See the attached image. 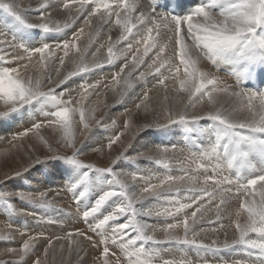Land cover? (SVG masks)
<instances>
[{"label":"snow or ice","instance_id":"obj_1","mask_svg":"<svg viewBox=\"0 0 264 264\" xmlns=\"http://www.w3.org/2000/svg\"><path fill=\"white\" fill-rule=\"evenodd\" d=\"M70 3L75 6L77 18L86 17L84 20L86 24H91L92 17H98L108 26L114 21L115 25L122 29L118 42L128 40V37L133 35V29L137 32L140 28L144 29L141 38L137 40L138 45H143L142 54L140 48L133 49L132 43L126 45L134 53L130 57L133 71L137 72L140 79H145L143 68H153L151 75L156 81L153 86L158 85L164 89L165 100L168 99L167 93L171 90L178 95L189 97L188 108L193 107L197 102L202 103L204 99L209 106H213L216 104L214 93H229L235 97L238 107L228 111L219 109L208 111L204 117L189 116L187 111L165 110L164 118L168 124L184 126L191 134L190 138L199 141V147L186 158L188 167L179 170L181 175L156 176L158 183H149L140 190L142 197L145 193H153L155 189L168 185L167 195L173 198L165 200L167 206L152 208L141 205L140 209H137L136 202L139 197L134 189L130 190L129 185L121 180V173L114 170L113 166L96 167L93 164H85L79 158L83 148L76 147L74 124L77 121H74L73 116L78 113V122L82 123L85 129L89 128L84 106L87 100L85 94L88 89L98 85L80 84L83 94L75 102L78 107L72 106L73 97L64 98L67 91L64 88L59 92L55 88L44 91V84L50 83L52 78L48 76L44 79L39 74V69L47 68L48 59L56 56L52 45L47 42L38 46L30 43L33 37L22 34L19 30L9 40L7 32L0 30V105L4 108L0 111V118L8 117L21 109L35 110L32 126L15 134L13 139L27 137L33 133L47 145L48 141L41 135L42 127L59 133L60 140L66 148L72 149V154L55 155L46 160L37 157L34 163L55 161L61 164L69 175L64 190L72 194L78 207L81 198L85 197L87 192L99 189L93 202L86 204L82 212V219L88 231L96 234L99 239L94 240L93 236L80 230H76L75 233L69 232L64 238L69 239L70 244L75 245L80 252L84 250L82 242H88L93 248H100L102 245L101 254L96 258L100 264H121V257L125 258L126 264H156V262L194 264L191 259L165 258L162 253L167 249L158 246L174 242L194 246L198 250H219L216 247L218 245L216 240L211 244H205L203 240L196 239L199 231L203 230L202 226L199 230L196 227L197 213H200V219H203L205 213L212 210L207 207L208 205L219 209L221 205L226 204V197H232L239 201L234 213L237 236L231 243L225 240L223 249L237 247L246 249L249 256L258 257L260 264H264V92L240 88L241 84L251 80L254 75H264V0H204L187 14L171 15L157 11L161 7L159 0H153L148 14L142 10L138 0H70ZM70 3L69 0H64L62 7L69 9L71 13ZM52 6L54 5L50 4L49 0H44L36 10L40 22L30 23L22 12L17 11L14 3L0 0V9L10 14L24 29L59 33L75 24L74 19L71 23L63 24L59 21L49 22L46 16ZM163 6L167 8L170 5ZM83 31L84 29L80 28L79 32ZM78 39L79 33H76L72 40H64L62 44H56L55 48L63 52V57H68L73 47L79 53L80 49L75 44ZM169 44L174 45L172 59L166 55ZM192 49L197 50L195 55ZM116 57L117 53L109 46L108 62H113ZM175 57H178V64L175 62ZM200 57L207 59L217 68L222 64L231 66L230 74L235 76L236 87L240 90L229 91L232 86L222 85L216 77L202 70ZM145 58L150 63H145ZM57 59L63 66L64 59L61 57ZM94 67L101 65L97 64ZM127 67L128 64L125 63L120 72L115 74L117 84L121 73ZM30 68L34 75L28 74ZM77 71L87 73L90 68L86 63H81ZM131 74L130 72L129 75ZM75 75L77 72H68L59 81V85L66 84L68 79ZM168 81L171 83H166ZM125 84L127 87H132L127 80ZM148 100L149 95L145 91L137 108ZM244 111L248 113L247 117L242 118L237 115ZM35 115L42 116L44 120H36ZM202 119L209 121L210 124L207 127L198 126ZM131 125L132 121L129 120L125 127ZM159 127L164 126L159 125ZM122 135L123 133H120L111 139L108 148L111 149ZM157 149L162 156L155 163L170 173L171 161H167L166 158L170 151H176L177 145L160 144L157 145ZM48 150L53 151L50 146ZM121 159L128 158L118 156L112 162L113 165ZM180 163L184 164L185 161ZM16 175L19 176L20 173ZM130 175L133 180L150 179L139 176L136 172ZM185 181L190 185L202 184L203 187H190L186 190L187 195L179 188L172 191V185ZM210 183L211 188L208 187ZM13 197L33 204L39 202L40 207H51L48 191L0 190V206L5 207L12 214L17 212L12 202ZM114 197L122 198V202L115 204L113 201L114 209L104 214L102 208ZM156 198L159 200L161 196L157 195ZM193 205H195L194 210L188 213L186 210L192 209ZM181 214L182 218H179ZM242 214H246L244 222H241ZM121 216L126 218L125 222L115 223ZM145 217H158L164 220L161 226L156 227L145 222L143 219ZM170 219L175 222H170ZM220 226L223 227V224ZM8 227L11 228V224ZM177 229H182L183 238L174 234V230ZM157 231L164 234V240L157 239ZM42 235H29L23 241L19 253L25 257L32 253L34 242ZM73 235L78 239H72ZM2 238L12 237L9 234ZM56 239L59 240L61 237L57 236ZM50 247H52L51 240L47 248ZM113 247L118 249L119 256L112 250ZM47 248L43 253L45 257L48 255ZM8 251L16 253L18 250L11 248ZM33 264H42V261L37 258ZM204 264L208 262L205 261ZM234 264H248V261L237 260Z\"/></svg>","mask_w":264,"mask_h":264},{"label":"bare ground","instance_id":"obj_2","mask_svg":"<svg viewBox=\"0 0 264 264\" xmlns=\"http://www.w3.org/2000/svg\"><path fill=\"white\" fill-rule=\"evenodd\" d=\"M4 2L14 3L17 6V11L22 12L24 14L25 19L28 22L30 23L40 22L36 10L39 8L40 4L44 2V0H4ZM63 2L64 0H49V3L54 6L48 9V15L46 16V19L49 22L59 21L61 23V21L64 20L61 24L65 23L66 21L71 23V21L74 19L75 24H73L71 27H69L63 32L44 33L36 29L33 30L24 29L22 28V26L19 24L18 21H16L13 17L10 16V14L6 13L2 9H0V30L7 32V38L9 40H11V36L15 34L17 30H19L20 33L27 34L28 36L33 37L30 43H33L38 46L40 43L47 42L50 45H52L53 49L56 52V56L48 59L47 68H40L39 74L42 77H44V79H47L48 76H51L52 78L51 80L53 82L58 81L59 83V81L63 77H65L68 72H77V75L68 79L67 83L63 84L61 87L67 90L65 91V96H64L65 99H67L68 96H71V97H75L73 102L78 101L81 96L80 93L83 92V90L79 87L81 83L98 85L95 88H90L91 91L85 94L87 95V100L85 101V105H84L86 109L87 122L88 124L93 122L95 120V115H97L98 117H100V119L101 118L103 119L104 125L112 124V127L108 129H96L94 131L92 130L93 131L92 132L89 131L88 128L87 130L84 129V131H82V128L84 127H82L81 125H80L82 127L81 129L79 128L80 126L77 127L76 124H81L78 121L74 124L75 125L74 132L76 133L75 136L78 137L80 134L81 136L79 140L83 144L87 145L90 141H92V145L89 146V149L84 153L87 154L89 159H91V155H92V152L90 151H92L94 148L97 147L100 148L102 146L103 148L107 147L108 145L107 143L112 139L114 135L111 136H105V135L111 134L112 130L116 129L117 133L115 135H119V133H123V135L120 137L119 140L128 139L129 141H132L135 140L136 136L138 135L137 133L143 130V128H140L139 126L140 123L138 122V118H140L142 114L143 116H158V119H160L161 122L160 124L157 122V119L155 120L154 124L151 120L150 131H151L152 145H154L155 143H157L156 146L160 144L177 145V150L175 152L170 151L167 154L166 159L167 161H171L172 164L171 174L181 175L182 173L177 170L180 167H178L175 164L177 163V161L179 162L184 161V157L190 156L191 154V152L187 151L184 145L185 140L183 139V137H185L184 135L185 127L181 125L179 130L177 124L169 125L167 120L164 118V112L166 109H170L173 112L187 111L189 116L199 115L204 117L206 116V113L210 111L206 107L207 104H205V102L202 103L197 102L193 107L188 108V105L190 103L189 97L187 95H184L186 97L182 95H178L171 90L168 91L167 93L168 99L165 100L164 99L165 91L163 88H161L158 85L155 87L153 85L149 86L145 82V79H140L137 76V72L133 71V65L131 63L130 57L134 53L132 50L123 48V44H121V42H118L122 34V29L119 26L114 27L113 32L112 30H108L105 33L104 27L105 26L107 27L108 26L107 24L100 21L98 18H93V17L91 18L92 21L91 24L90 25L86 24L84 22L86 17L77 18V14L74 13L75 6L70 7L71 13L69 9H63L64 11H61L62 10L61 8H63L62 7ZM26 9L27 11H25ZM70 17H72V19H70ZM80 28L84 29L82 33L79 32ZM133 32L134 34L131 36L130 39L124 41V44L127 45L129 42L132 43L133 49L141 47L140 52L142 54L143 45L142 44L138 45L137 40L141 38V34L144 32V29L140 28L139 32H137V30L134 29ZM76 33H79V39L75 41V44L79 47L80 52L77 53L75 47H73L70 51V55L68 57H63V52L60 49H56L55 45L58 43L62 44L64 40H72L73 36ZM135 36L137 38H135ZM109 37H111L110 44H109L110 41ZM109 46L113 47L114 52L117 53V57L111 63H109L107 59V49ZM97 49L98 51H96ZM195 50L192 49L194 55L196 54ZM93 53L95 54L93 55ZM172 53L167 55L170 59L173 58L171 56ZM57 57H61L64 59L63 66L59 64V60L57 59ZM175 62L177 64L179 63V60L176 57H175ZM81 63H86L90 68V71L87 73L78 72L77 69L81 65ZM125 63L128 64V67L124 69L123 73H121L119 77V84H117L115 74L117 72H120L121 67H123ZM145 63H150V61H148L147 58H145ZM97 64H100L101 67H94V65ZM200 67L202 68L201 59H200ZM181 70H183L182 66H181ZM143 71L145 72V78H146L153 72V68L145 67L143 68ZM130 72L132 73L131 76L129 75ZM28 74L34 75L35 73L30 68ZM126 80L132 84V87L128 92H126L127 86L125 85L124 82ZM166 83L170 84L171 82L168 81ZM104 85L105 87L103 89H107V90H102V87ZM145 91L149 92V100L145 101L144 104H141V106L137 108V104H140ZM214 98L218 103H230L233 105V107L234 105H238L235 97L231 96L230 94L215 93ZM145 105H147L148 107L146 108ZM137 110H140V114L134 117L133 113ZM28 112L29 111L27 109H22L21 111L11 114L8 117L0 118V137H2V139H0V158L3 156L2 154L4 155L8 154L10 155V157L15 156L16 160L18 161L15 170H9L6 177H3V179L14 175V173L16 174L18 172L25 170L19 176L16 175V177L10 178L9 180L5 179L6 181L4 182V187H3V189L5 188V190L7 189V190L29 191L28 189L32 186H35V183L34 182L30 183V179L28 177H25L24 183L19 178L24 175L30 176V174H33V172H38L40 174L45 175V170L43 168H38L37 170H34L32 172H29L30 170L28 171V169L32 168L35 165L34 160L38 157L37 153L40 150V146L42 145L45 146L46 144L36 134L33 133H31L27 137H21L16 140L13 139V136L15 134L23 132L27 128L32 126L35 110H31L30 114H28ZM76 115L77 114H75L74 116L76 117ZM237 115L243 118V117H247L248 113L244 111L237 113ZM93 116L94 118H92ZM35 119L40 121L44 120V118L39 115H35ZM129 120L132 121V125L130 127L124 128L126 122ZM203 120L204 119H202L199 122V125L203 122ZM159 125H163L164 127H159ZM3 130L8 131V133L5 134ZM150 131L147 130V133H149ZM41 132L43 133L41 135L47 141H49V139L51 138L53 139V137L59 138V133H54L50 128L42 127ZM170 140H175V142L171 143ZM152 145L151 143H147L144 147L149 149L151 146V151H152L151 159L158 160L161 158L162 154L158 151V149H155L156 146H152ZM117 146H118V142L115 143L114 147H112L111 149H102V150L100 149L101 150L100 153L108 155L105 156L107 157L108 160L104 162L102 159L99 160L98 158H96L95 160L97 164L103 163L104 164L103 167H105L107 164L110 165L112 161L116 159V157L125 156L126 154H124L123 152L120 151L116 152ZM122 161L123 159H121L120 162L117 163L116 167L118 168L121 166L122 169H124L125 171L128 170L130 174L131 172H133V169L138 166L140 168L146 167L147 171L142 172V174L148 175L149 173H151V183H158L156 176L153 175L164 176L163 174L165 173L160 170L157 171L155 166L152 165L148 166L145 163L144 164L146 166L142 164L139 165L137 164L138 162L134 164L131 162L125 163V161L121 163ZM13 164L15 165V163ZM182 167L185 166L183 165ZM48 170L55 172L58 178H55L53 179V181H51L50 178L46 176L47 177L46 179H42L43 182L42 190L37 188L38 190L36 191H44V190L46 191L51 188H55L56 190L57 189L56 187L64 189L69 180V175L68 173L65 172L64 167L59 163H55L51 168H48ZM140 170H142V168ZM124 173L125 172L122 170L120 177L121 180L126 179L124 178ZM91 175L94 176L96 174L92 173ZM181 183H184L185 186L184 190H187L190 187H195V188L203 187L202 184L190 185L187 181ZM136 184L141 185L142 187L140 188H143L147 186L149 183L146 181V179H144V184H143V180H139ZM180 184L172 185L171 186L172 191L174 192L176 188L181 189ZM113 186L115 187V184H113ZM140 188L134 186V183L130 185V190L134 189L135 192L140 190ZM168 188L169 186L165 185L162 188L163 190H160L161 188H158V192H160L162 195L171 198V196L167 195ZM97 189L98 188H96L95 190ZM36 191L34 190L32 192H36ZM98 192L99 190L97 191V193ZM64 193L66 195L65 191ZM48 195L51 200L52 198L51 196H53V193ZM63 197L61 199H63ZM66 199L64 201H66ZM117 199L119 203L122 201V199L119 197H117ZM153 200L155 199L151 198V202ZM159 200L156 199L154 201V204H152L150 207L158 208L157 202ZM51 201H55V200H51ZM60 201L63 200H59V202ZM233 201L235 202V199H233ZM64 204L63 206H62V202L60 204V206L63 208L62 212H57V208L49 207L48 210L51 211L52 213H44L47 210V208L40 207L39 202L33 204L18 199V201L14 203V207L19 212V216L14 217L12 213H7L6 218L4 216L2 218L0 217L1 233L4 234V232L9 231L8 233L10 235L12 234L11 237L13 239V241L9 243L2 242V245L0 246V251L6 249L8 250L11 248H19L20 244H22V242L25 239H27L28 237L26 236L27 234L28 235L33 233L37 235L43 234L44 235V237H42L43 239H38L37 241L34 242L35 245L34 251L28 256V258L20 263L15 262V264H33V261L37 258L41 259L42 264H47L48 260H51L50 261L51 264L52 262L53 264H55L54 261L57 260L60 261L59 264H100V261L98 260L96 261L95 260L96 258L92 256L95 257L100 256L102 245L100 248H98L99 250L97 251V249L93 248L91 244H89L88 242H84L85 244L82 242L84 250L83 252H80L75 245L70 244L69 239L67 240L62 239L63 242H59L60 239L59 240L56 239L57 236L60 237L61 235H63L65 237L68 232L73 233L76 230L87 232L88 235L93 236L94 240L99 239V237L96 234L88 231V228L85 227V225L80 222L81 215L74 210L66 212L64 208ZM60 206L58 204V207ZM222 206H224V210H222V208H219L218 214H215L213 216L209 215L208 214L209 211H208L205 213L203 219H201V222L199 221L200 223L197 222L196 224V227L199 226L203 227V230L199 232V235L196 237V239L197 240L204 239L205 244H211L213 240H216L218 242V245L216 247H218L219 250L205 251L202 249L198 250L196 248L191 249L189 245H181V244H176L174 242H169L166 245L161 244L158 246L161 249H164L163 245L168 246L167 251L162 253L164 257L177 258V259L179 258L191 259L192 261H194V264H204L205 261H207L208 264L210 262L213 264H234V262L237 260L248 261V264H260L259 258L249 256L247 254L248 250L246 249H240L239 247L235 249H223V242L225 240L231 243V241L235 239L237 236L234 227V222H235L234 219L226 218V216H231V212L233 208L237 209L239 206V202L238 203L235 202L234 204L226 203L225 205ZM209 207H211V205ZM194 208L195 205H193L192 209L194 210ZM211 209H215V208H213L212 206ZM236 209H234V211ZM187 212H189V210H187ZM25 213L27 214L26 216H24ZM32 213H35V215L34 214L32 215ZM122 217L123 216L119 218L121 222H122ZM199 217H200V213L197 214V218ZM180 218H182V214ZM225 218L226 220H223ZM245 218L246 215L242 214L241 222H244ZM157 219L160 220L161 218L151 217V222L149 221L150 219H148V222H150V224H153L156 227L161 226L163 220L162 221L160 220V222L157 221L158 223H156ZM171 221L175 222L174 220ZM9 224H11L12 226L11 228L8 227ZM221 224H223V227L220 226ZM206 226H210L209 229ZM8 233L6 234L8 235ZM21 233H26V234L21 235ZM208 233H211V235H206ZM174 234L179 235L181 238H183L182 229L174 230ZM131 235L134 236L135 233H131ZM156 236L165 237L164 234L159 231L156 232ZM72 239H78V238L75 235H73ZM49 240H51V243L53 242L52 243L53 245L52 247L47 248ZM43 244L45 246H43ZM173 244L177 246L176 249L173 247ZM45 248H47L48 250L47 257L43 255ZM112 250L116 251L118 256L120 255L118 249L113 247ZM12 262L13 261H11V263L8 262L7 264H13ZM121 264H126V260L123 257H121ZM156 264H158V262H156Z\"/></svg>","mask_w":264,"mask_h":264},{"label":"rangeland","instance_id":"obj_3","mask_svg":"<svg viewBox=\"0 0 264 264\" xmlns=\"http://www.w3.org/2000/svg\"><path fill=\"white\" fill-rule=\"evenodd\" d=\"M71 7V6H70ZM61 9H64V8H61ZM61 11H64V10H61ZM75 13V12H74ZM72 17H73V15H72ZM72 17H70V19H72ZM60 19V18H59ZM64 20H62L61 21V23L63 22ZM66 22H68V21H66ZM92 22V21H91ZM114 27H117V25H115V24H111V26H105L104 27V32L106 33L108 30H112V32H113V28ZM106 35V34H105ZM135 38H137L136 36H135ZM111 43V39H110V41H109V44ZM121 44H123V48H126V49H128L127 47H125V45H124V43L123 42H121ZM140 49H141V47H140ZM172 57H173V53H172V55H171ZM72 78V77H71ZM104 80V79H103ZM110 80H112V79H110ZM111 82V81H110ZM109 82V83H110ZM125 82V81H124ZM145 82L149 85V86H151V85H155V83H156V81L153 79V77H152V75L150 74L148 77H146L145 78ZM42 83H43V81H42ZM56 83V84H55ZM99 83V82H98ZM57 85V86H56ZM106 85V84H105ZM105 85L102 87V90H107V89H103L104 87H105ZM126 85V84H125ZM60 86V87H59ZM59 87V88H58ZM61 87H62V85H59V83H58V81H52L51 80V82L50 83H47V84H44V86H43V90L44 91H48L50 88H55L56 89V91L58 92V91H60L61 90ZM131 89V87H127V91L126 92H128L129 90ZM91 91V89H88V92H90ZM87 92V93H88ZM81 94H83V92H81L80 93V95ZM215 94V93H214ZM213 94V95H214ZM148 95H149V92H148ZM64 96H65V94H64ZM182 96H184V95H182ZM184 97H186V96H184ZM65 98V97H64ZM73 98H75V97H73ZM203 102H205V104H207V108L210 110V111H215V110H223V111H228V110H232V109H235V108H237L238 107V105H234V107H233V105L232 104H230V103H218V102H216V104L215 105H213V106H209L208 105V102H207V100L206 99H204V101ZM75 102H73V105L72 106H74V107H78V105L76 104ZM4 110V108L2 107V105H0V111H3ZM22 110V109H21ZM20 110V111H21ZM29 112H28V114H30V111L31 110H34V109H27ZM126 111V110H125ZM124 111V112H125ZM140 114V110H137V111H135L134 113H133V116L134 117H136L137 115H139ZM77 115H78V113H77ZM76 115V117L75 116H73V119H74V121H78V116ZM139 117V116H138ZM77 118V119H76ZM157 119V122L160 124L161 122H160V119H158V116H143V114H142V116L140 117V118H138V122L140 123V128H143V130H141L140 132H138L137 134V136H136V138H135V140H132V141H129L128 139H124V140H119V141H117L118 142V146L116 147V152H123L124 154H126L124 157H127L128 159H123V161H125V163L127 162V163H129V162H131V163H134V164H136L137 162V164H142V165H152V166H155L156 167V170L158 171V170H160V171H163V172H165L163 175H168V174H171L172 173V169H171V172L169 173L165 168H163L162 166H160V165H157L156 163H155V161L157 160V159H151V153H152V151H151V146H150V148L148 149V148H145L144 146L147 144V143H151V145H152V142H151V120H152V122H153V124H154V122H155V120ZM77 125V127L78 126H82L83 127V124L81 123V124H76ZM75 126V125H74ZM79 127L80 129L82 128V127ZM107 126V127H106ZM180 126L181 125H179V124H177V127L179 128V130H180ZM112 127V124L111 125H108V124H106V125H104L103 124V119L101 118L100 119V117H98L97 115H95V120L93 121V122H91V123H89V128H88V130L89 131H94V130H96V129H108V128H111ZM44 128H47V127H44ZM124 128H125V126H124ZM184 128V127H183ZM84 129L85 128H82V131H84ZM148 131H150L149 133H147V130ZM85 130H87V129H85ZM4 131V130H3ZM92 131V132H93ZM5 132V134L6 133H8V131H4ZM117 133V131H116V129H114V130H112L111 131V134H109V135H105V136H111V135H114L113 137H112V139L114 138V137H116L117 135H115ZM31 134V133H30ZM29 134V135H30ZM41 134H43L42 132H41ZM120 134V133H119ZM75 135H76V133H75ZM80 134H79V136L78 137H76L75 136V143H76V147L77 148H83V152H82V154L80 155V159L85 163V164H93V165H95L96 167H101V168H103V166H104V164L103 163H99V164H97V162H96V158H98L99 160H103L104 162H106L108 159H107V157H105V156H108L107 154H103V153H100L101 152V150L102 149H109L108 148V145H107V147H105V148H103V146L102 147H100V148H94L92 151H90V152H92V155H91V159H89L88 158V156H87V154H84L88 149H89V146H91L92 145V141H90L87 145H85V144H83L80 140H79V138H80ZM102 136H104V135H102ZM121 137V136H120ZM183 139L185 140L186 139V137H183ZM137 140V141H136ZM136 141V142H135ZM110 142V141H109ZM108 142V143H109ZM116 142V143H117ZM170 142L171 143H174L175 142V140H170ZM84 143H85V141H84ZM107 143V144H108ZM186 141H184V145H185V148L187 149V151H189V152H195V151H197V148H195V146H194V144H193V146L192 145H189V146H187L186 144ZM156 144L157 143H155L154 145H152V146H156ZM49 146L53 149V151L52 152H50L49 150H48V148H49ZM112 147H114V144L112 145ZM145 148V149H144ZM101 149V150H100ZM143 149V150H142ZM155 149H157V146H156V148ZM145 150V151H144ZM177 150V149H176ZM147 151V152H146ZM89 153V152H88ZM72 154V149L71 148H66L65 146H64V144H63V142L59 139V138H55V137H53V139L51 138V139H49V141H48V144L47 145H42V146H40V150H39V152L37 153V155H38V158H40L41 160H46V158H49V157H53V156H55V155H71ZM3 156L0 158V190H2L3 189V187H4V182L8 179H10V178H13V177H16V174L14 173V175H12V176H9V177H7V178H4L3 179V177H6V175H7V173H8V171L9 170H15V168H16V165L18 164V161L16 160V158H15V156H13V157H10V155H8V154H6V155H4V154H2ZM183 157H184V154H183ZM182 157V158H183ZM138 159V160H137ZM143 159V160H142ZM123 161L121 162V163H123ZM113 162V161H112ZM120 162V161H119ZM118 162V163H119ZM13 163H15V165L13 164ZM55 163H57V162H55V161H53V162H51V163H49V162H45V163H43V164H35L32 168H30V169H28V171L29 172H32V171H34V170H37L38 168H43L44 170H45V175H43V174H40V173H38V172H33V174H30V176H26V175H24V176H21L19 179L24 183V181H25V177H28L29 179H30V183H32V182H34L35 183V186H32V187H30L28 190L29 191H36V190H38L37 188H39V189H41L42 190V184H43V182H42V179H46L47 177L46 176H48L49 178H50V180L51 181H53V179H55V178H58V176L55 174V172H52V171H50V170H48V168H51L52 166H53V164H55ZM120 163V164H121ZM145 163V164H144ZM145 165V166H146ZM176 165V164H175ZM110 166H115L114 167V170H116L117 172H119V173H121V171L123 170L125 173H124V178H126L125 180H122L124 183H126L127 185H129V188H130V185L132 184V183H134V186H136V187H138V188H140V187H142L141 185H139V184H136L139 180H141V179H137V180H133V179H131L130 180V178H131V175H130V172L128 171V170H124V169H122V167L120 166V167H116L117 166V163L115 164V165H113V163H111L110 165H106L105 167H110ZM171 166H172V164H171ZM177 166H180V165H177ZM136 167V166H135ZM142 168V170H140ZM136 167V168H134L133 169V172H136V173H138V175L139 176H143V177H145V178H149L150 177V179H146V181L148 182V183H151V173H149L148 175L146 174V175H144V174H142V172H146L147 171V169H146V167ZM181 169V167L180 168H178L177 170L179 171ZM25 171V170H24ZM24 171H21V172H19L20 174H22ZM133 172H131V173H133ZM180 172V171H179ZM28 173V172H27ZM92 173H90V175H91ZM153 176H157V175H153ZM62 177H64V176H62ZM6 179V180H5ZM136 184V185H135ZM143 184H144V180H143ZM201 185V184H200ZM57 189V191L55 190V188H51V189H53V190H51V189H48V190H46V191H48V194H51V193H53V196H51L52 198H51V200H57L56 202L55 201H51V202H53V203H51V207H53V208H57V212H62V210H63V208L60 206V204H61V202H62V206H63V204H64V202H65V204H64V208H65V211L66 212H68V211H76L78 214H80L81 215V217H80V222L81 223H83L84 225H85V227H87V225L85 224V222L83 221V219H82V212H83V210H84V206L86 205V204H91L92 202H93V199L96 197V195H97V191L99 190V189H97V190H90L89 192H87L86 194H85V197H83V198H81V201H80V206L78 207L77 206V203H76V201L74 200V198H73V196H72V194H70V193H68V192H66L64 189H61V188H59V187H56ZM60 189V191H59V189ZM180 191L181 192H183V193H185V194H187V192H186V190H184L185 189V186H184V183H181L180 184ZM211 188V187H210ZM142 188H140V190H141ZM3 190H5V188L3 189ZM7 190V189H6ZM140 190H138V191H136L135 192V194L139 197V199L137 200V202H136V207H137V209H140V207H141V205H145V206H148V207H150L152 204H154V201L157 199L156 197H157V195H160L161 196V199L157 202V204H158V206L157 207H162V206H167L166 204H165V200H167V199H172L173 197H171V198H169V197H167V196H165V195H162L160 192H158V188L157 189H155L154 190V192L153 193H145L142 197H140ZM160 190H163L162 188L160 189ZM9 191H14V190H9ZM45 191V190H44ZM55 191V192H54ZM61 191H63V192H61ZM64 191L66 192V195H65V193H64ZM61 192V193H60ZM56 193H59V196L58 195H56ZM67 193H68V195H67ZM63 197V199H61L62 197ZM152 196V197H151ZM67 199H66V198ZM155 197V198H154ZM55 198V199H54ZM120 198V197H119ZM151 198H153V199H155V200H153L152 202H151ZM66 199V201H64ZM122 199V198H121ZM144 199V200H143ZM59 200H63V201H60L59 202ZM16 201H18V199H16L15 197H13L12 198V202H13V204L16 202ZM68 201V202H67ZM113 201H115V204H119V202H118V199H117V197H114L113 198V200H110L109 202H108V204H106L103 208H102V212L103 213H105V214H107V212H110V210L112 209H114V203H113ZM58 202V203H57ZM67 202V203H66ZM122 202V201H121ZM235 202L236 203H238L239 201H237L236 199H235ZM234 201H232V203L234 204L235 203ZM160 203H161V205H160ZM231 203V204H232ZM57 204V205H56ZM58 204H59V206L60 207H58ZM53 205V206H52ZM70 207H69V206ZM56 206V207H55ZM210 205H208L207 207H209ZM211 207H212V205H211ZM210 207V208H211ZM38 208H40V207H38ZM45 208H47V210L44 212V213H52L51 211H49L48 210V208L49 207H45ZM213 208H215V207H213ZM220 208H222V210H224V206H222L221 205V207ZM216 209V208H215ZM212 209L211 211H209V215H215V214H218V212H219V209ZM234 209H236V208H233V210H232V212H231V216H226V218H229V219H231V218H233L234 219V221H235V215H234V213H235V211L237 210H235L234 211ZM111 210V211H112ZM189 210V212L188 213H190L192 210L191 209H188ZM187 211V210H186ZM234 211V212H233ZM7 213H9L8 212V210L5 208V207H3V206H0V217L2 218L3 216L6 218L7 217ZM35 215V213H32V215ZM198 214V213H197ZM14 215V217L15 216H19V212L17 211L16 212V214H13ZM27 214L25 213L24 214V216H26ZM246 215V214H245ZM56 218V217H55ZM158 218V217H157ZM180 218V217H179ZM226 218L225 219H223V220H226ZM241 218H242V216H241ZM138 219H139V217H138ZM144 219V221L145 222H148V219H150L149 221L151 222V218H147V217H145V218H143ZM199 219V220H198ZM125 220H126V218L125 217H122V222H125ZM161 221L162 220H164V218H161L160 219ZM160 220L159 219H157L156 220V223H158V222H160ZM158 221V222H157ZM170 221H171V219H170ZM201 222V219H200V217L199 218H197V222L198 223H200ZM150 222H148V223H150ZM155 222V221H154ZM172 222V221H171ZM115 223H121V220L120 219H118ZM190 223H191V221H190ZM201 225V224H200ZM208 229H209V227L210 226H206ZM88 228V227H87ZM201 227L199 226V227H197V229L199 230ZM205 230V229H204ZM59 231H61V230H59ZM9 232V231H8ZM7 231L6 232H4V234H2L1 233V231H0V246L2 245V242H7V243H9V242H11V241H13V239L11 238V239H3L2 238V236H7V234L6 233H8ZM12 232H14V231H12ZM24 232V231H23ZM200 232V231H199ZM203 232H206V231H203ZM27 233V232H26ZM25 233V234H26ZM69 233V232H68ZM214 234V233H213ZM8 235H9V233H8ZM30 235H37V234H30ZM206 235H211V233H208V234H206ZM11 236H12V234H11ZM26 236H29L28 234L26 235ZM42 237H44V235H42V236H40V238L39 239H43ZM61 237V239H60V241L59 242H63V240H67V239H64L63 237V235H61L60 236ZM66 237V236H65ZM157 237V236H156ZM63 239V240H62ZM157 239H160V240H164L165 239V237H162V236H158L157 237ZM54 240V239H53ZM203 241H204V239H203ZM23 243V242H22ZM53 243V242H52ZM51 243V244H52ZM84 243V242H83ZM85 244V243H84ZM167 243H164V245H166ZM42 245V244H41ZM53 245V244H52ZM163 245V248L164 249H167V247L168 246H164ZM22 246V244H20V246H19V248H16L18 251L16 252V253H11V252H9L7 249L6 250H1L0 251V264H7L8 262L9 263H11V261H13V262H17V263H20V262H22L23 260H25V259H27L28 258V256L31 254H29L28 256H22L20 253H19V249H20V247ZM43 246H45L44 244H43ZM173 247L176 249L177 248V246L175 245V244H173ZM35 248V247H34ZM190 248L191 249H194L195 247L194 246H190ZM97 249V251L99 250L98 248H96ZM203 250V249H202ZM164 252H166V251H164ZM92 257H94V258H97V257H95V256H92ZM8 260V261H7ZM96 261H97V259H95ZM51 260H48L47 261V264H51V262H50ZM99 261V260H98ZM12 262V263H13ZM59 262L60 261H54V263L55 264H59ZM52 264H53V262H52ZM209 264H213V263H209Z\"/></svg>","mask_w":264,"mask_h":264}]
</instances>
